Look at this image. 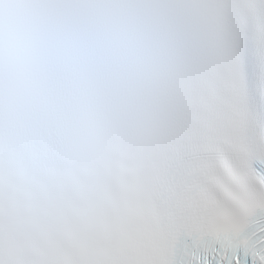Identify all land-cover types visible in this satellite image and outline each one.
Wrapping results in <instances>:
<instances>
[{
    "label": "snow or ice",
    "instance_id": "snow-or-ice-1",
    "mask_svg": "<svg viewBox=\"0 0 264 264\" xmlns=\"http://www.w3.org/2000/svg\"><path fill=\"white\" fill-rule=\"evenodd\" d=\"M0 264H264V0H0Z\"/></svg>",
    "mask_w": 264,
    "mask_h": 264
}]
</instances>
